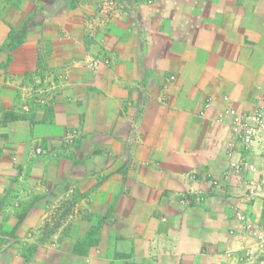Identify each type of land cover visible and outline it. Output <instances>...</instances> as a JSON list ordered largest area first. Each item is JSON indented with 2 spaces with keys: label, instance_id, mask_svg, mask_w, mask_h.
<instances>
[{
  "label": "crops",
  "instance_id": "1",
  "mask_svg": "<svg viewBox=\"0 0 264 264\" xmlns=\"http://www.w3.org/2000/svg\"><path fill=\"white\" fill-rule=\"evenodd\" d=\"M101 1L0 0V264H246L216 117L264 105V0Z\"/></svg>",
  "mask_w": 264,
  "mask_h": 264
},
{
  "label": "built area",
  "instance_id": "2",
  "mask_svg": "<svg viewBox=\"0 0 264 264\" xmlns=\"http://www.w3.org/2000/svg\"><path fill=\"white\" fill-rule=\"evenodd\" d=\"M122 5L120 0H102L96 9L97 16L92 20L97 28H102L116 16L121 14ZM93 25V26H94ZM110 63L107 58L94 57L87 63L88 69L97 74L101 65ZM60 78L66 79L65 70L59 74ZM173 81L174 77H168ZM207 105V101H206ZM216 122L226 124L229 128L231 140L225 144V155L227 159V171L224 179L234 175L241 178L245 189V196L249 201H256L260 196V189L264 183L257 182L249 178L248 174L257 172V167L248 159L247 153H253L260 158L264 165V105L258 106L250 112H239L235 108L228 106L224 108L216 117ZM76 139L74 131L68 132L64 138V145L70 146ZM35 156H42L44 151L37 147ZM264 175V170L261 171ZM218 180H213L214 186L219 185ZM235 218L243 224V232L252 243L248 245L242 257L246 264H264V229L254 226L248 215L236 210Z\"/></svg>",
  "mask_w": 264,
  "mask_h": 264
},
{
  "label": "rangeland",
  "instance_id": "3",
  "mask_svg": "<svg viewBox=\"0 0 264 264\" xmlns=\"http://www.w3.org/2000/svg\"><path fill=\"white\" fill-rule=\"evenodd\" d=\"M14 117H15V114H14Z\"/></svg>",
  "mask_w": 264,
  "mask_h": 264
},
{
  "label": "trees",
  "instance_id": "4",
  "mask_svg": "<svg viewBox=\"0 0 264 264\" xmlns=\"http://www.w3.org/2000/svg\"><path fill=\"white\" fill-rule=\"evenodd\" d=\"M12 47H14V46H12Z\"/></svg>",
  "mask_w": 264,
  "mask_h": 264
}]
</instances>
